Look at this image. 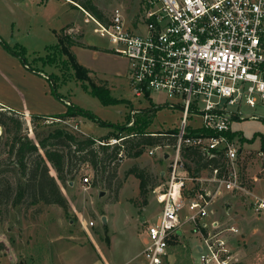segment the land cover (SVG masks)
<instances>
[{
  "label": "rangeland",
  "instance_id": "rangeland-1",
  "mask_svg": "<svg viewBox=\"0 0 264 264\" xmlns=\"http://www.w3.org/2000/svg\"><path fill=\"white\" fill-rule=\"evenodd\" d=\"M143 5L144 0H0V36L10 48L15 49L17 44L24 46L27 62L34 69L0 43V101L32 113L61 114L70 107H77L96 116L92 119L77 114L67 121L40 120L29 114L26 116L27 113L10 112L5 107L6 115H0L4 120L0 121V180L10 181L15 188L19 182L26 181L20 168L13 163L15 156L11 154L10 145L16 127L9 116L21 122L20 134L36 143L49 131L66 125H76L71 126L76 131L79 128L75 127L81 126L85 133L100 138L111 131L117 132L113 124L131 126L132 118L135 121L143 118L146 110H149L148 115L153 113L149 131L165 133L179 127L182 111L168 106L164 94L153 93L152 99L134 94L128 59L113 50L108 35L96 30L97 25L88 16V13L93 15L90 7H96L109 21L113 10L119 7L127 24L135 27ZM67 23H72L76 30L71 31L69 26L68 30L64 29ZM49 28L51 32L60 31L59 37L72 36L78 43L72 48L78 61L91 69L90 81L108 88L113 97L123 101L103 104L90 93V81L78 80L71 65L62 62L66 59L64 55L51 65H44L37 59L45 55L47 46L59 42L54 33L46 31ZM50 76L54 77L56 90L53 81L48 79ZM156 106L160 107L152 112ZM240 111L242 115L233 120L232 127L248 153L241 165L242 175L250 189L264 197V152L261 150L264 146V104L243 103ZM161 141L158 145L145 146L144 152L136 157L128 156L123 147V157L118 161L117 174L110 187L104 181L95 182L94 170L89 164H82L77 177L64 186L49 163L51 175L56 177L69 200L70 211L66 214L57 204H32L31 196L19 204L14 205L12 200L0 204V264H143L142 258L135 259L144 246L143 217L147 222L156 221L160 211L157 196L168 189L172 169L171 158L167 155H173L175 140L166 137ZM156 146L160 148L149 154L150 148ZM41 153L44 154L43 150ZM184 164L189 175L185 180L186 200L200 192L207 196L211 193L212 214L224 226H237L239 222L234 214L239 213L235 208L240 206L246 207L252 218L264 216L244 204L246 198L236 197L209 180L210 167L198 168L187 156H184ZM132 168L144 171L146 194H141L140 179L131 173ZM86 176L90 177V183L85 185ZM188 212L185 205L181 211L184 235L170 248L173 264H195L199 259L196 247L199 236L193 224L186 221ZM241 234L240 230L231 241L234 252H238V264H244L242 250L249 252L246 264H264V248L255 251L260 238H264V223L255 237L245 239Z\"/></svg>",
  "mask_w": 264,
  "mask_h": 264
},
{
  "label": "built area",
  "instance_id": "built-area-1",
  "mask_svg": "<svg viewBox=\"0 0 264 264\" xmlns=\"http://www.w3.org/2000/svg\"><path fill=\"white\" fill-rule=\"evenodd\" d=\"M140 14L135 27L127 24L119 7L106 22L88 16L96 30L108 35L113 50L128 59L134 94L152 99L153 93H162L168 106L182 111L176 133H147L171 136L175 143L173 155H167L172 162L168 189L157 196L159 215L155 222L144 220L143 264H173L170 248L184 235L181 211L185 205L186 221L199 236L195 264H238L231 241L240 229L224 226L214 217L212 194L200 192L186 200L189 175L184 156L187 148H193L206 159L222 157L224 165L210 167L209 180L246 198L244 204L257 214L264 213V197L250 189L242 175L248 153L237 135H230L243 103L264 104V0H144ZM1 109L6 108L0 103ZM129 124H135L134 117ZM132 136L95 140L123 148ZM158 148H150L149 154ZM122 157L120 151L118 161ZM88 183L86 176L84 184Z\"/></svg>",
  "mask_w": 264,
  "mask_h": 264
},
{
  "label": "trees",
  "instance_id": "trees-1",
  "mask_svg": "<svg viewBox=\"0 0 264 264\" xmlns=\"http://www.w3.org/2000/svg\"><path fill=\"white\" fill-rule=\"evenodd\" d=\"M90 10L99 20L103 22L107 21L104 19L102 11L98 8L90 7ZM0 43L8 48L11 53L23 59L27 66L31 67L27 62L26 48L24 46L17 44L18 46L15 49L10 48L1 36ZM77 44L78 43L72 36L65 34L59 37V42L57 44L47 46L45 55L37 56V59L42 60L44 65H51L56 63L59 56L63 57L64 55L68 60L63 59L62 62L65 65H71L75 77L78 80L90 81L89 74L91 69L81 64L72 50ZM17 49L21 50L18 51ZM48 79L53 81L52 83L56 90L54 77L50 76ZM89 83L91 84L90 93L97 97L103 104H116L123 101L113 97L108 88L99 86L93 81ZM84 87L85 89H89L88 86ZM158 107L160 106H156V108L151 109V111H156ZM3 111L5 110H0V115L5 116L6 114ZM9 111L14 112L11 110ZM148 111L149 110H146V112L143 113L144 117L137 119L133 126L111 124L117 129V132L111 131L98 139H109L112 136L120 137L121 134H134V136L124 141V149L127 155L131 157L141 155L144 152L145 146L161 144L162 139L171 136H152L147 134L153 118V113L148 115ZM77 114L96 119V116L92 113L83 111L77 107H70L66 112L61 114L48 116L33 114L32 117L33 119L40 120L44 118H57L61 121H67ZM9 119L15 123L16 127V133L10 145L11 154L15 156L13 163L20 168L22 176L26 177V181L19 182L15 188L10 181L6 179L0 180V204L9 200H12L14 205L19 204L22 203L27 196H31L32 204H38L39 202L57 204L68 214L70 211L69 200L64 195L56 177L51 175L49 163L56 171L58 180H60L64 186L77 177L82 164H89L92 166L95 182L104 181L108 183L109 187L111 186L112 179L116 176L118 170V157L122 149L121 145H100L95 140L97 137L85 134L81 130L76 131L70 125L57 127L49 131L46 137L39 139L38 143H36L29 136L20 134L21 122L18 119H15L13 116H9ZM0 121L2 123L4 122L1 116ZM105 124L107 123L105 122ZM176 131L177 129H172L167 133H176ZM230 135L234 137L237 133L235 131ZM172 139L174 138L172 137ZM125 142L128 143V145L126 144L125 146ZM41 150H43L44 154L41 153ZM261 150L264 152V146ZM185 155L191 158L198 168H212L224 165L222 157L206 159L200 152L193 148H187ZM187 166L190 167V165ZM131 173H134L140 179L141 194H146L147 179L145 178L144 171L138 168H132Z\"/></svg>",
  "mask_w": 264,
  "mask_h": 264
},
{
  "label": "crops",
  "instance_id": "crops-1",
  "mask_svg": "<svg viewBox=\"0 0 264 264\" xmlns=\"http://www.w3.org/2000/svg\"><path fill=\"white\" fill-rule=\"evenodd\" d=\"M6 2L8 1V0H5ZM68 2V1H67ZM70 3V2H69ZM71 4V3H70ZM72 24V23H71ZM71 24H69V23H67L63 28L64 29H67V28H69L70 27V30L71 31H75L76 30V28L74 27V26H71ZM69 26V27H68ZM62 28V29H63ZM51 29L49 28V29H46V31L49 33V34H55L54 35V38H56V37H58L59 38V33H60V31L59 32H57V29H54V31L53 32H51L50 31ZM68 30V29H67ZM49 41H52V40H49ZM0 103L2 104V105H4L5 107H7L9 110H11V111H14V112H17V113H27V114H29V115H33V114H37V115H54V114H42V113H32V112H29V111H27V110H25L24 108H22V107H18V106H16V105H12V104H7V103H4V102H2V101H0ZM24 107V106H23ZM71 126H76V125H71ZM77 128H79V130H81L83 133H85L84 131H83V129L81 128V126L80 127H78L77 126ZM85 134H87V133H85ZM89 135V134H88ZM94 137H96V136H94ZM236 210H238L239 209V213H235L234 215H235V217H236V221L237 222H239L238 224H236L237 225V227L239 226V228H240V230H241V237L243 236V235H245V239L246 238H248V236H251V237H255V234H258V228L259 227H261V224L263 225V223H264V216H257V217H254V218H252L251 216L252 215H250V213H249V210L248 209H246V207H244V206H240V207H238V208H235ZM256 215V214H255ZM145 220V218L143 217V221ZM258 245H257V247H256V250L255 251H260V250H262L263 248H264V238H263V236L260 238V241L257 243ZM143 250V249H142ZM142 250L139 252V253H137L136 254V257H135V259H138V258H142V256H141V252H142ZM240 252V251H239ZM242 254L244 253L245 255L243 256L244 258H243V263L244 264H246L245 263V258L247 257V253H249L248 251H246V250H242V252H241ZM126 262H123V263H121V264H125ZM104 264H108L107 262H105Z\"/></svg>",
  "mask_w": 264,
  "mask_h": 264
},
{
  "label": "water",
  "instance_id": "water-1",
  "mask_svg": "<svg viewBox=\"0 0 264 264\" xmlns=\"http://www.w3.org/2000/svg\"><path fill=\"white\" fill-rule=\"evenodd\" d=\"M103 194V193H102ZM104 220H105V217H104Z\"/></svg>",
  "mask_w": 264,
  "mask_h": 264
}]
</instances>
